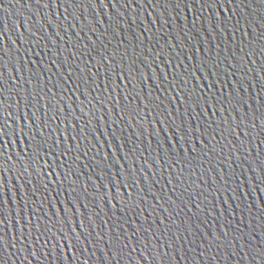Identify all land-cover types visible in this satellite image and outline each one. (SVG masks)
I'll return each mask as SVG.
<instances>
[{"label": "water", "instance_id": "water-1", "mask_svg": "<svg viewBox=\"0 0 264 264\" xmlns=\"http://www.w3.org/2000/svg\"><path fill=\"white\" fill-rule=\"evenodd\" d=\"M0 264H264V0H0Z\"/></svg>", "mask_w": 264, "mask_h": 264}, {"label": "snow or ice", "instance_id": "snow-or-ice-1", "mask_svg": "<svg viewBox=\"0 0 264 264\" xmlns=\"http://www.w3.org/2000/svg\"><path fill=\"white\" fill-rule=\"evenodd\" d=\"M101 61L107 63V62H108V58L102 56V57H101ZM169 183H171V181H169ZM225 235H226V234H225ZM217 239H219V237H217ZM169 247H170V245H169ZM203 254H204L203 252L200 253V255H203Z\"/></svg>", "mask_w": 264, "mask_h": 264}]
</instances>
